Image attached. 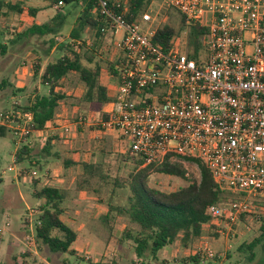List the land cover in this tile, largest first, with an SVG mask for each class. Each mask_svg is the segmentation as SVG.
Instances as JSON below:
<instances>
[{
	"label": "built area",
	"instance_id": "2783aa9c",
	"mask_svg": "<svg viewBox=\"0 0 264 264\" xmlns=\"http://www.w3.org/2000/svg\"><path fill=\"white\" fill-rule=\"evenodd\" d=\"M162 5L176 10L185 24L184 34L173 36L167 48L151 40L157 27L142 28L157 24L158 10L147 8L129 22L119 3L111 9L107 0H98L113 31L122 32L117 42L122 60L108 117L94 126L116 132V142L143 165L176 157L201 161L214 182L235 196L206 207L211 223L227 234L242 215L256 213L253 201L264 197V0H162ZM191 25L206 28L197 59L189 55ZM17 122L25 137L30 131L68 130L67 119L55 116L44 129L30 130L31 111L0 115V125ZM202 246L200 264L221 257Z\"/></svg>",
	"mask_w": 264,
	"mask_h": 264
},
{
	"label": "rangeland",
	"instance_id": "374dc122",
	"mask_svg": "<svg viewBox=\"0 0 264 264\" xmlns=\"http://www.w3.org/2000/svg\"><path fill=\"white\" fill-rule=\"evenodd\" d=\"M8 1H20L24 11L19 14L4 8L2 10L6 14H0V115L4 112L12 113L14 106L27 105L33 99L35 88L39 89L40 95L48 94L49 85L41 83L40 72L37 73L36 69V74H33L34 68L43 69L48 61L62 55L63 50L57 47L69 41L70 29L81 10L72 4L50 8L44 0ZM29 8H38L39 11L32 16L28 12ZM147 8L158 10L159 16L156 25L144 23L143 29L154 30L164 23L179 29L178 12L164 9L162 0H153ZM57 10L65 15V23L57 33L29 34L16 38V34L27 31L32 24L49 21ZM183 30L181 33L184 34ZM88 37V41H92V34L83 35V39ZM50 39L54 44L47 50ZM121 39V31L108 32L101 48L103 51L95 54L93 60L100 66V83L106 88L114 79L108 64L117 57V42ZM75 42H79L77 46L81 45V40H75L76 45ZM83 62L87 63V60ZM62 85L66 97L57 107L55 118L67 119L68 130L59 132L52 146H46L49 137L47 131H30L27 137L21 134L17 128L19 124L22 125L21 122L9 123L11 125H6V130L0 134V264H142V259L134 253L132 239L123 238V231L136 225L119 214L117 207L127 205L130 174L143 164L140 167L132 157L127 156L128 151L122 147V143H113L111 139L116 138V132L99 131L101 135L112 136L100 138L99 141L92 137L95 130L93 125L107 106L85 102V89L77 76L70 75ZM22 145H29L30 155L28 159L16 163L15 152ZM64 158L74 162L66 171L63 167ZM83 161L92 167L84 168L81 163ZM173 161L181 164L185 178L151 172L147 184L160 190L172 191L191 180L199 179V168L195 162L179 157ZM31 175L39 180L36 187L32 186ZM80 175L87 177L83 185L78 183V180L82 181ZM44 181L64 191L62 218L77 233L75 241L70 245L75 253L72 256L52 252L47 245L36 239L35 220L43 200L36 198L34 192ZM254 203L256 213L240 217L232 225L231 232L218 238L206 237L202 240L203 246L221 255L210 260L212 264H264V248L257 246L254 249L256 255L252 259L248 258L249 250L239 248L241 243L250 242L259 233L263 217L260 207L264 205V197L255 199ZM109 205L112 211H108ZM199 247L196 244L185 249L178 243L166 246L158 251L150 264H183L181 260H185L187 254H192Z\"/></svg>",
	"mask_w": 264,
	"mask_h": 264
},
{
	"label": "trees",
	"instance_id": "16d2710c",
	"mask_svg": "<svg viewBox=\"0 0 264 264\" xmlns=\"http://www.w3.org/2000/svg\"><path fill=\"white\" fill-rule=\"evenodd\" d=\"M48 7H54L58 1L63 4L80 7L72 28L69 32V41L58 45L59 50H63L62 55L54 60L48 61L41 73V83L49 85L46 95L36 94L29 103L23 107L14 106L15 110L31 111L33 122L29 126L30 130H42L48 120L54 118L57 107L66 97L62 92V82L70 75L77 76V79L84 86L83 100L85 102H96L99 105H106L98 117V120H105L111 108L112 98L108 96L106 87L100 83V66L95 59V54L103 51L101 48L107 39L108 32H114L110 26L109 19L105 18L98 9V0H44ZM153 0H107L109 8L124 10V18L129 22L138 20ZM21 2L11 3L8 0H0V14L5 15V10H10L19 14L23 13ZM38 8H29L28 12L35 16ZM65 15L60 11L49 21L41 24H32L27 31L16 34V38L38 34H55L64 25ZM185 24L180 19L179 29L173 25L164 23L156 28L151 37L152 42L167 48L170 40L175 35H180ZM206 28L198 25L189 27L188 38L194 51L189 55L195 59L200 55L203 38ZM93 35L92 41L89 37L83 39V35ZM81 40V45L75 47L74 41ZM54 41L50 39L47 50L51 49ZM0 46H2L0 44ZM117 57L108 64V70L116 77L118 75V64L122 60V52L117 49ZM86 59L87 63L83 62ZM93 62V63H92ZM91 64V65H90ZM93 64V65H92ZM38 72V67L34 68ZM6 127L0 125V134H3ZM28 136V135H27ZM107 136V135H106ZM105 135L103 137H106ZM57 137V136H55ZM108 137V136H107ZM53 138L47 139V147L51 146ZM31 148L29 145H22L16 149L15 162L20 163L29 158ZM102 152V150H101ZM81 156V154H80ZM127 156L132 157L140 167L143 160L128 151ZM193 161L199 168V179L191 180L188 184L172 191L160 190L147 184V178L151 172L173 175L185 178V171L177 161L152 162L138 168L130 174L129 194L127 205L117 207L119 214L126 216L131 224L136 227L127 228L123 231V238L133 241L135 255L142 259V264H150L151 259H155L159 250L166 246L178 243L182 248H190L196 244L202 245V240L206 237L218 238L220 228L211 223L210 217L206 214V207L210 204H227L235 200V196L229 191L220 188L213 180L210 170L196 158H186ZM84 168L92 167L90 163L81 162ZM74 164L71 159H63L64 170ZM81 185L87 182L85 175H80ZM33 187L39 180L31 176ZM34 196L43 200L40 212L36 218L35 232L36 239L47 245L52 252H62L74 255L71 244L75 241L77 233L67 224L63 217L64 207L62 203L65 199L63 189L54 184H43L36 189ZM254 202V201H253ZM255 205V203H254ZM264 214V205H261ZM108 211H112L111 205ZM256 211V209H255ZM255 214V213H251ZM243 216V215H242ZM241 216V217H242ZM259 233L250 242L241 243L242 250H249V259L255 257L254 249L257 246L264 248V215L260 220ZM122 240V239H121ZM200 243V244H199ZM187 260V261H186ZM201 254L194 251L187 254L186 259H182L183 264H200ZM145 262V263H144ZM99 264V263H89ZM207 264H212L210 261Z\"/></svg>",
	"mask_w": 264,
	"mask_h": 264
},
{
	"label": "crops",
	"instance_id": "0c3cea01",
	"mask_svg": "<svg viewBox=\"0 0 264 264\" xmlns=\"http://www.w3.org/2000/svg\"><path fill=\"white\" fill-rule=\"evenodd\" d=\"M47 52H50V53H52L53 51H46V53ZM91 65V64H90ZM44 69V68H43ZM43 69H39L38 70V72H40V76H41V73H42V71H43ZM102 70V69H101ZM37 72V73H38ZM33 74H36L35 73V70H34V72H33ZM101 75V74H100ZM111 75V74H110ZM113 76V75H112ZM114 77V76H113ZM99 80H100V77H99ZM114 80V79H113ZM113 80H111V84L110 85H108V87L106 88V90H107V94H108V96L109 97H111L112 98V95H113V93H114V82H113ZM64 82V81H63ZM36 94H39V89H36L35 88V93H34V95H33V97L36 95ZM94 126V125H93ZM93 129H95L94 131H93V133H92V137L93 138H96V139H98L97 141H99L100 140V138H104L103 136L104 135H101L100 134V132L98 131V132H96L97 131V129L95 128V126H94V128ZM43 132H45V130H43ZM108 136V137H110L111 135L110 134H105V136ZM55 136H57V133L55 134V135H49V137L48 138H53L52 140H51V142H50V144H51V146L54 144V142H55V140H56V138H58V137H55ZM110 138H112V136L110 137ZM112 141H113V143L115 144V143H117L116 142V140H115V138L114 139H111ZM78 155H80V154H78ZM82 157V156H81ZM81 159V158H80ZM84 160V159H83ZM83 162H85V161H83ZM48 173V172H47ZM45 182V181H44ZM53 184V183H50V182H45V183H43V184ZM55 185V184H54ZM57 186V185H56Z\"/></svg>",
	"mask_w": 264,
	"mask_h": 264
}]
</instances>
